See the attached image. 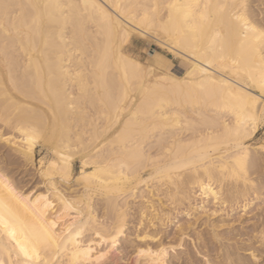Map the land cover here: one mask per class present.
<instances>
[{
  "label": "bare ground",
  "instance_id": "bare-ground-1",
  "mask_svg": "<svg viewBox=\"0 0 264 264\" xmlns=\"http://www.w3.org/2000/svg\"><path fill=\"white\" fill-rule=\"evenodd\" d=\"M262 5L0 0V260L114 264L115 248L132 244L125 234L131 205L139 198L141 222L155 217L154 191L185 205L189 219L209 220L204 204L211 216L226 203L245 202V210L255 185L249 170L260 163L255 152L264 157V139L250 143L264 121ZM144 34L183 55L182 76L157 73L129 51L137 35L150 43ZM38 148L44 191L23 193L12 175L21 163L34 165ZM217 224L208 227L222 262L244 263L221 243ZM258 233L261 246L264 230ZM182 236L173 246L142 230L133 264H168ZM245 252L252 264L264 261Z\"/></svg>",
  "mask_w": 264,
  "mask_h": 264
},
{
  "label": "rangeland",
  "instance_id": "rangeland-1",
  "mask_svg": "<svg viewBox=\"0 0 264 264\" xmlns=\"http://www.w3.org/2000/svg\"><path fill=\"white\" fill-rule=\"evenodd\" d=\"M260 8H262L261 10L264 16V0ZM144 35L146 36L147 34ZM148 38H150V43L139 35L135 36L129 45V51L138 57L143 64L147 61L152 63L153 66L158 69L157 73L164 71L176 76H182L189 67V62L181 57L183 55L161 44L159 40L154 37L151 38L150 36ZM263 139L264 121L261 120L258 131L250 143H252V146H256L261 143ZM4 152H7V149H4ZM44 154L45 150L38 148L36 150L33 166L21 163L14 169L16 173L12 175L13 180L18 186V189L21 191L23 190V193L29 191L39 193L44 191L43 186L40 184L41 180L37 174L39 167L38 160L42 158ZM255 156L260 160V163L258 167L249 170V173H251L249 174L250 179L255 185H253V189L248 192V206L245 210L242 208L245 202L239 201L237 204L231 203L229 205L226 203L227 207L224 208V212L211 216V204H209V207H207L208 204H204L207 205L205 208H208L210 211L207 213L209 214V220L204 215L197 217V219L191 216L189 219V217L185 216L187 209L185 205H171V201H169L167 197L162 195V193L154 191V195H157L152 198L153 202L156 203L152 204V206H155L154 209L156 213L153 212L155 213V217H153V214L150 216L148 215V218H150L155 225L152 227L148 223V218L142 222L139 220L140 217L137 210L140 200L139 198L136 199L133 205H131L129 211V224L125 232V234L127 233V235L130 236L129 239L132 240V244L122 241L123 243L121 242L115 248L112 254L114 264L134 263L133 256L137 248L135 235L142 232V230L154 234L158 233L161 242L173 246L177 244L179 235H183L181 247H174L173 251H169V255L167 256L168 264H224L220 253L216 251V249L220 247V243L212 238L211 231L208 227L209 223H221L222 226L217 229L221 243L226 248L230 247V250L227 249L229 254L236 258L240 257L239 259L244 262L242 263V261L239 260L242 264H252L248 256L245 255L246 250H250L252 253L254 252L260 259H264V244L260 246L258 240V232L264 230V157L263 153L260 151H256ZM78 170L79 163L76 161L74 163L73 181L76 178ZM58 186L63 188V186ZM79 188L81 189L77 183H72L73 191ZM80 189L75 192H82ZM95 197L92 200L95 215L98 219L103 220L105 217L101 210L100 201H98V197ZM199 202L200 201L197 200V204H199ZM162 212L165 214L163 213L162 215ZM166 216L168 218H166Z\"/></svg>",
  "mask_w": 264,
  "mask_h": 264
},
{
  "label": "snow or ice",
  "instance_id": "snow-or-ice-1",
  "mask_svg": "<svg viewBox=\"0 0 264 264\" xmlns=\"http://www.w3.org/2000/svg\"><path fill=\"white\" fill-rule=\"evenodd\" d=\"M239 7L242 8L243 5H240ZM237 18H238V19H241V20H244V26H245L246 30H250V31H252L253 33L256 32V28L253 27V26H250V25H249V22H248L246 19H244L243 16H239V17H237ZM260 37H261L262 39H264V30H262V31L260 32ZM0 225H5V221H4V218H3L2 215H0ZM5 226H6V225H5ZM9 235L13 236V238H14V233H9ZM21 251H24V252H25V255H27V252H26L23 248H21ZM0 264H4V261H3V260H0ZM261 264H264V261H262Z\"/></svg>",
  "mask_w": 264,
  "mask_h": 264
}]
</instances>
